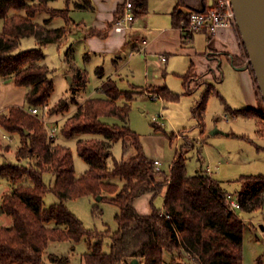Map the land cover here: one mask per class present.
I'll return each mask as SVG.
<instances>
[{
	"label": "trees",
	"instance_id": "obj_1",
	"mask_svg": "<svg viewBox=\"0 0 264 264\" xmlns=\"http://www.w3.org/2000/svg\"><path fill=\"white\" fill-rule=\"evenodd\" d=\"M51 1L56 0H0V91L2 80L10 77L17 86L27 88L25 108L12 106L7 114H0V126L21 139L16 161L0 163V179L7 178L11 184L2 197L0 212L13 219L10 226L0 225V264H69L68 258L47 254L49 244H76L83 239L89 245L85 264H124L133 259L140 264H167V256L171 257L169 264L184 260L193 264H245V222L233 202L237 201L243 212L264 210V175L243 177V188L235 200L219 180L187 173L185 154L193 146L186 142L178 150L170 172L158 170L155 161L144 154L140 136L128 125L132 102L144 92L123 91L112 79L102 85L100 97L77 105L61 129L63 137L76 140L77 152L88 165L81 176L76 173L71 148L56 144L40 117L30 113L33 107L46 105L54 91L51 70L42 62V48L62 43L71 25L68 8H51ZM130 1L136 17L147 14L149 0ZM208 1L178 0L172 13L174 24L181 28L189 22L190 13L183 12L182 7L190 12L204 11L209 9ZM41 12L48 14L49 20L63 18L67 26L49 29L47 23H36ZM26 38H34L38 47L20 51V43ZM192 71L193 66L184 77L190 78ZM87 84L88 73L75 69L72 93ZM151 89L160 98L175 97L167 86ZM209 92L210 86L193 110L200 125ZM72 103L75 96L61 98L52 112H67ZM241 112L257 117L264 135L263 118L249 109ZM112 119L121 123L110 124L108 120ZM118 142L123 143L124 155L131 149L135 155L117 160L113 148ZM1 143L0 137V149ZM45 174L54 176L52 186L45 182ZM164 191L163 207L158 208L155 201ZM49 192L59 201L46 207L44 199ZM148 195L152 213L143 215L136 202ZM85 196H102L101 202L118 207L116 231L87 230L66 206L68 200ZM94 211L100 212L99 207ZM105 238L111 241L108 252L103 250Z\"/></svg>",
	"mask_w": 264,
	"mask_h": 264
},
{
	"label": "rangeland",
	"instance_id": "obj_2",
	"mask_svg": "<svg viewBox=\"0 0 264 264\" xmlns=\"http://www.w3.org/2000/svg\"><path fill=\"white\" fill-rule=\"evenodd\" d=\"M150 1V0H149ZM153 4L162 8L174 6L177 0H152ZM66 0H56L53 6L56 8H65ZM47 18V22H52L50 16L44 12L38 13L35 21H41ZM63 19V18H62ZM61 21V20H58ZM58 23V22H56ZM60 23V22H59ZM2 32V23L0 21V33ZM33 38H26L21 41L19 50L28 51L37 48ZM44 53L43 63L48 65L51 70L50 78L54 82V91L47 103L49 106L47 124H56L58 131L54 138L56 144L66 145L71 148L74 157V166L78 176L83 175L88 165L82 160L77 152L76 140L66 139L61 134L67 118L74 112L77 103H72L67 112H52L54 105L65 97L75 96L72 93V83H70L69 70L70 67L66 62L67 49L65 46L58 49L57 45H48L42 48ZM160 56V55H159ZM202 55H198L195 60V72L202 73L204 62ZM76 62L83 67L84 60L81 56L76 55ZM173 67L167 70L165 78L168 89L175 94V97L151 99V93L155 94L153 89L135 90L144 92L132 102L128 125L139 136L142 143L144 154L151 160H158V170L165 173L170 172L176 154L181 146L186 142L188 146L193 148L185 154L186 169L190 175H208L205 171L208 165L211 166L212 177L219 180L222 187L229 193L235 195L243 188L242 178L245 176L264 175V135L258 127L257 117L247 116L241 111L249 106L247 93L243 91L245 81L237 72L228 67L225 63L221 67V73L218 68H214L218 76L211 71L209 77L185 78L184 75L190 66L189 56H177L171 59ZM245 63V61H244ZM95 63H89L83 69L88 73V84L81 92L77 100L81 101L89 96H99L96 92L98 86V76L93 67ZM134 70V77L126 78L120 82V87L125 89L128 87V81L136 83L144 80L141 69L135 71L134 68L128 66L126 69ZM187 84H185V82ZM137 84V83H136ZM211 87V92L207 93L206 109L203 115V125H200L198 119L194 117L193 110L206 94L207 89ZM260 92V91H259ZM260 98L259 107L255 109L249 108L251 114H257L259 118H263L264 122V102ZM101 95V94H100ZM227 108L229 110H227ZM231 111L237 113L232 115ZM41 122L45 124L42 120ZM110 124L113 122L121 123L117 119L108 120ZM47 127V129L49 128ZM219 130L220 133L213 134L212 131ZM49 131V130H48ZM2 139V138H1ZM4 141V142H3ZM21 145L20 136L17 140L2 139L1 149L5 156L0 157V163L4 161L15 162V152ZM135 150H129L124 155L123 143L118 142L114 145L113 154L117 160L128 159L135 155ZM0 155H2L0 153ZM45 182L52 186L54 184V176L51 174L44 175ZM7 178L0 179V204L4 195L1 196L2 188H8L5 193L10 191V182L5 185ZM118 184L122 182L116 180ZM3 193V194H5ZM106 195V194H105ZM144 199V198H143ZM148 199V198H145ZM58 198L53 192H49L44 199V205L49 207L58 202ZM163 196H159L155 201V206L161 208L163 206ZM66 206L71 212L79 218L87 230L114 232L118 225L115 219L119 209L117 206L98 201L93 196H85L75 200H68ZM99 207L100 212H95V207ZM239 216L246 224L243 239V261L246 264H264V210L253 212H243L237 210ZM2 215V214H0ZM5 219L12 217L5 215ZM7 217V218H6ZM0 225L5 226L6 220ZM253 227L255 228H252ZM94 242L97 241L95 238ZM110 238H105L103 242V250L108 252L110 249ZM89 252V245L83 239L76 244L71 242H51L47 249V254H56L70 260L69 264H85L84 257ZM166 262H171V257H166ZM51 264V263H49ZM126 264V263H124ZM175 264H193L188 260L178 261Z\"/></svg>",
	"mask_w": 264,
	"mask_h": 264
},
{
	"label": "crops",
	"instance_id": "obj_3",
	"mask_svg": "<svg viewBox=\"0 0 264 264\" xmlns=\"http://www.w3.org/2000/svg\"><path fill=\"white\" fill-rule=\"evenodd\" d=\"M66 1L67 5L65 8H68L71 20L69 32L62 43L52 45H57L58 49L65 46L67 49L66 62L70 67L68 72L72 81L75 69L87 72L83 68L89 63H95L93 67L98 76L96 92L99 94L96 97L101 96L99 93L100 88L109 79L116 81L118 87L123 91L167 86L164 77H166L169 67L170 69L173 67L174 62L171 64V59L177 56H189V69L193 66L192 74L195 77H209L211 73L207 74L208 71L218 76V71L216 72L214 68L217 67L221 73L220 69L224 63L228 67H231V69L233 68L245 81V85L242 88L247 93L249 99V103L247 104L249 107L247 109H255L254 107L257 108L260 106V98L252 70L249 68L245 70L240 68L247 62L248 54L237 28H221L216 32L202 29L193 32L190 38H187L181 28L174 24L172 17L178 0L174 6L170 5L169 8L156 6L150 0L147 14L136 17L130 28L119 33L114 30V22L124 14V7L128 0ZM53 2L51 1L49 3L51 8L64 9L56 8L53 6ZM214 2L215 0H209L208 6H212ZM181 10L185 13H190L191 11L184 7ZM46 19L44 18L41 23H36L40 25L47 23L46 27L49 29L67 26L65 20L62 18L54 19L50 23ZM1 23L3 30V21ZM34 41L38 45L35 39ZM145 45L147 46L145 47ZM199 54H203L204 66L201 70L202 73L195 72L194 69L196 64L195 60ZM76 55L83 58V67L77 64ZM162 55L166 56L165 60L161 59ZM128 66L134 68L135 71L141 69L145 77L144 80L137 81V84H131L128 81V87L123 89L120 87V82L126 78H135L134 70L130 68L126 69ZM83 89H80L79 92ZM26 93L27 88L17 86L13 77L3 79L0 91V114H7L9 108L12 106L25 108ZM74 95L77 105H82L87 100L95 98L89 96L78 101L77 96L79 94L75 93ZM0 137L2 139L16 141L19 135L8 133L0 126ZM0 153L2 154L0 157L5 156L2 150H0ZM211 169V166L208 165L205 172L212 177ZM8 183V181H5V185ZM8 188H2L1 196L4 195L3 193ZM164 195L165 191L162 196ZM150 200L151 197L148 195L140 198L136 202V208L140 214L150 215L152 213ZM0 214L2 213L0 212ZM3 216L4 214L0 215L2 218L1 222L6 220L5 226H10L12 224L11 219L7 217L5 219ZM252 228H254L253 225ZM262 231L264 230L262 229Z\"/></svg>",
	"mask_w": 264,
	"mask_h": 264
},
{
	"label": "built area",
	"instance_id": "obj_4",
	"mask_svg": "<svg viewBox=\"0 0 264 264\" xmlns=\"http://www.w3.org/2000/svg\"><path fill=\"white\" fill-rule=\"evenodd\" d=\"M136 16L134 14V6L130 0L125 4L124 14L116 19L114 22V30L116 32H123L130 28L134 22ZM221 28H237L236 15L230 0H215L212 6L208 10L204 11H192L190 12L188 24H182L181 30L189 35L190 33L208 29L211 32H216ZM147 45H145L146 47ZM162 60L166 59L165 55L161 56ZM249 57H247L248 61ZM152 100H158L160 97L157 94H150ZM49 106L48 104L42 107H33L30 109L32 115L40 117L45 124L48 123L46 118L48 117ZM52 122H49V124ZM49 127V135L55 138L58 128L56 124H51ZM155 165L159 166L160 162L155 160ZM233 207L237 210L240 209V204L237 201L233 202Z\"/></svg>",
	"mask_w": 264,
	"mask_h": 264
},
{
	"label": "water",
	"instance_id": "obj_5",
	"mask_svg": "<svg viewBox=\"0 0 264 264\" xmlns=\"http://www.w3.org/2000/svg\"><path fill=\"white\" fill-rule=\"evenodd\" d=\"M236 15L237 29L248 54V61L241 69L254 73L261 99L264 102V0H230ZM70 82L71 77H69ZM220 133L219 130L212 131ZM102 196L97 200L101 201ZM261 228L264 230V226ZM127 264H140L133 259Z\"/></svg>",
	"mask_w": 264,
	"mask_h": 264
}]
</instances>
